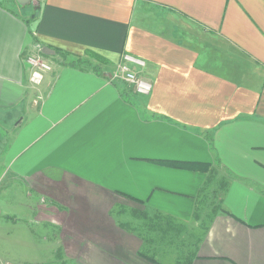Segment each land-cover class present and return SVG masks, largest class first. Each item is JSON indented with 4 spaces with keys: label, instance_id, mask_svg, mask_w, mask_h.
Here are the masks:
<instances>
[{
    "label": "crops",
    "instance_id": "obj_1",
    "mask_svg": "<svg viewBox=\"0 0 264 264\" xmlns=\"http://www.w3.org/2000/svg\"><path fill=\"white\" fill-rule=\"evenodd\" d=\"M0 196L24 264H264V0H0Z\"/></svg>",
    "mask_w": 264,
    "mask_h": 264
},
{
    "label": "rangeland",
    "instance_id": "obj_2",
    "mask_svg": "<svg viewBox=\"0 0 264 264\" xmlns=\"http://www.w3.org/2000/svg\"><path fill=\"white\" fill-rule=\"evenodd\" d=\"M45 59H47L44 55H42ZM215 180H219V177H215ZM215 184V182L213 183V185ZM12 190L14 191V193L16 195L19 194V188H10V191L12 192ZM2 191V190H1ZM3 192V191H2ZM1 197V196H0ZM15 204V203H14ZM133 209H127L124 212V217L122 218V221H124V223H127L130 227H137L134 219H131V213H132ZM23 224V220L21 218H17L16 219H12V218H4L2 216H0V260L1 261H10V262H14V263H23V261L19 260L20 259V255L21 256H27L28 253L24 252L22 250V252H20L21 249L19 248H23L25 247L26 244H21V237L20 235H16V236H12L16 238L15 243L16 244H10L9 243V239L11 238V236H7L5 233V230L7 232H11L10 229H13V227L16 228H21ZM142 227V225H140ZM148 226V224H146L144 227ZM185 232H183V230H172L171 231V244L169 243L170 246H172L170 249L172 250V259H181L184 260V248H190L191 244L194 243L196 237L198 236L199 230H197V228L193 227L191 228L190 226H187L185 228ZM184 233V234H183ZM20 237V238H19ZM157 240V238H156ZM10 244V245H9ZM147 252L150 254L152 251L151 250H147ZM61 259V258H60ZM66 263V262H65ZM59 264H61V261H59Z\"/></svg>",
    "mask_w": 264,
    "mask_h": 264
},
{
    "label": "built area",
    "instance_id": "obj_3",
    "mask_svg": "<svg viewBox=\"0 0 264 264\" xmlns=\"http://www.w3.org/2000/svg\"><path fill=\"white\" fill-rule=\"evenodd\" d=\"M40 47V45L35 44V48L39 51H41ZM25 63L29 68V79L32 84H40L44 79V74L52 69L51 63L40 53L28 54ZM144 66V60L125 53L117 64L114 78L130 84L136 93L146 95L151 91V84L137 71Z\"/></svg>",
    "mask_w": 264,
    "mask_h": 264
},
{
    "label": "trees",
    "instance_id": "obj_4",
    "mask_svg": "<svg viewBox=\"0 0 264 264\" xmlns=\"http://www.w3.org/2000/svg\"><path fill=\"white\" fill-rule=\"evenodd\" d=\"M90 55L93 56L99 62H104L105 61V60H103L101 57H99L97 55H94V54H90ZM71 63L72 64H76V65H89V63L87 61H85V60H77L76 62H71ZM168 163L171 164L172 166H175V167H185V168H188V169L199 170V171H204V172H209L208 170L210 169V165L207 164V163H186V162H179V161H170ZM154 218H157V216L154 217ZM157 219H156V221H157ZM158 220H160V219H158ZM166 224L169 225V227H171L170 226V224H171L170 220H169V222L166 220ZM153 225H154L155 229H158L155 222L153 223ZM147 257H150V256H147ZM176 264H189V260L179 261Z\"/></svg>",
    "mask_w": 264,
    "mask_h": 264
},
{
    "label": "water",
    "instance_id": "obj_5",
    "mask_svg": "<svg viewBox=\"0 0 264 264\" xmlns=\"http://www.w3.org/2000/svg\"><path fill=\"white\" fill-rule=\"evenodd\" d=\"M18 3L20 4H26L27 2H29L30 0H16ZM41 51L44 53V54H54L55 51L54 50H51L50 48L48 47H42L41 48Z\"/></svg>",
    "mask_w": 264,
    "mask_h": 264
}]
</instances>
